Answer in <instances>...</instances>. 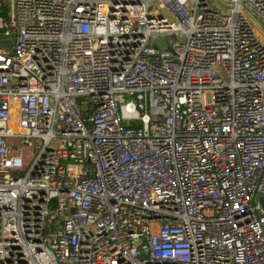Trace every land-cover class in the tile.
Masks as SVG:
<instances>
[{"label":"built area","instance_id":"1","mask_svg":"<svg viewBox=\"0 0 264 264\" xmlns=\"http://www.w3.org/2000/svg\"><path fill=\"white\" fill-rule=\"evenodd\" d=\"M1 7L0 264H264V0Z\"/></svg>","mask_w":264,"mask_h":264},{"label":"rangeland","instance_id":"2","mask_svg":"<svg viewBox=\"0 0 264 264\" xmlns=\"http://www.w3.org/2000/svg\"><path fill=\"white\" fill-rule=\"evenodd\" d=\"M149 1H153V0H149ZM0 4L2 5V6H5L6 5V0H0ZM150 10L151 11H153L154 10V6H152V8H150ZM165 41H166V43L167 44H172V43H174V42H177L178 40H177V38H175V37H167L166 39H165ZM39 150V147H38V145L36 144L35 145V148L32 150V149H29V148H24V150H23V157H24V160L25 161H28V160H30L31 159V156L34 154V153H36L37 151ZM20 176V175H19Z\"/></svg>","mask_w":264,"mask_h":264},{"label":"water","instance_id":"3","mask_svg":"<svg viewBox=\"0 0 264 264\" xmlns=\"http://www.w3.org/2000/svg\"><path fill=\"white\" fill-rule=\"evenodd\" d=\"M13 39H15V36H13ZM13 45H14V41H12V40L0 42L1 48H5V49H9V50H11L13 48ZM259 202H260L262 209L264 211V198H260Z\"/></svg>","mask_w":264,"mask_h":264},{"label":"trees","instance_id":"4","mask_svg":"<svg viewBox=\"0 0 264 264\" xmlns=\"http://www.w3.org/2000/svg\"><path fill=\"white\" fill-rule=\"evenodd\" d=\"M1 11H2V16L6 17L7 16V8L5 6H2Z\"/></svg>","mask_w":264,"mask_h":264}]
</instances>
